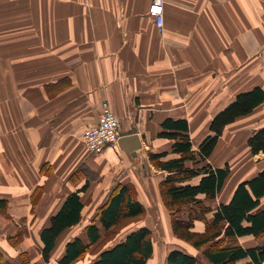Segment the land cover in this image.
Wrapping results in <instances>:
<instances>
[{
  "label": "crops",
  "instance_id": "obj_1",
  "mask_svg": "<svg viewBox=\"0 0 264 264\" xmlns=\"http://www.w3.org/2000/svg\"><path fill=\"white\" fill-rule=\"evenodd\" d=\"M151 3L0 0V199L8 201L0 213V251L13 264H22L21 254L29 251L34 262L47 264L39 236L75 192L83 203L80 221L61 233L48 264H57L75 237L89 244L93 223L103 238L99 211L119 185L135 189L145 213L106 248L147 227L154 244L147 264L163 257L166 264L174 249L198 256L174 235L161 192L175 170L150 159L184 155L162 132L188 135L195 157L185 167L228 166L216 197L198 196L213 209L264 171V153L253 155L248 144L264 128V103L227 125L209 158L199 155L214 117L240 93L264 90V0H164L162 30L148 14ZM104 102L120 121L123 141L91 153L81 134L98 123ZM176 121L188 129L167 125ZM202 177L178 185H197ZM177 216L187 219L188 211ZM194 231L203 233L205 224L196 222ZM238 241L248 248L263 244L264 235Z\"/></svg>",
  "mask_w": 264,
  "mask_h": 264
},
{
  "label": "trees",
  "instance_id": "obj_2",
  "mask_svg": "<svg viewBox=\"0 0 264 264\" xmlns=\"http://www.w3.org/2000/svg\"><path fill=\"white\" fill-rule=\"evenodd\" d=\"M262 103L264 90L255 88L250 92L240 93L233 103L218 113L210 124L212 135L206 137L199 146L201 160L211 156L227 125L233 123L237 117L250 113ZM167 125L178 130L188 129L185 121L169 122ZM161 136L175 139L174 151L184 154L181 158L165 162L159 160L165 154L150 155V159L160 168L170 172L175 170L161 187L165 204L172 211L173 233L177 238L190 243L196 250L206 247L202 257L182 249H174L168 254L166 264H237L245 259L250 260L249 264H264V243L244 248L238 241L241 237L253 236L260 239L264 235V171L250 180L240 182L230 200L213 209L198 199V196L204 194L207 200L214 199L229 173L228 166L225 169H213L209 164L199 169L185 167L186 160L195 157L188 135L184 132H162ZM248 144L253 155L264 153V128L256 131L249 138ZM200 174H203V177L197 185H178ZM186 205H189L187 209H183ZM7 208L8 201L0 199V213ZM82 208L83 203L78 193H72L60 211L52 217L51 225L41 232L39 240L45 263L51 262L56 241L61 233L79 223ZM185 210L188 211L187 219L177 216ZM144 213L145 208L137 201L135 189L130 185H119L113 189L109 200L100 209V223L108 233L120 225H123V228L136 221ZM209 215H212L211 220L207 219ZM198 221L205 224L203 233L194 231ZM119 231H115L114 235L105 241L99 227L91 224L87 228L90 243L86 244L80 237H75L66 244L64 254L56 263L72 264L76 260L83 261L97 249L95 259L87 264H147L154 254L151 230L141 227L128 234L120 243L106 248L108 244H105ZM18 242H14V247ZM92 245L97 246L89 251ZM21 258L23 264H38L33 263L28 252H23ZM0 264H13L3 251H0Z\"/></svg>",
  "mask_w": 264,
  "mask_h": 264
},
{
  "label": "built area",
  "instance_id": "obj_3",
  "mask_svg": "<svg viewBox=\"0 0 264 264\" xmlns=\"http://www.w3.org/2000/svg\"><path fill=\"white\" fill-rule=\"evenodd\" d=\"M164 0H152L148 14L162 30ZM82 142L91 153L101 152L107 146H116L120 140V121L107 102L102 104L99 121L81 134Z\"/></svg>",
  "mask_w": 264,
  "mask_h": 264
},
{
  "label": "rangeland",
  "instance_id": "obj_4",
  "mask_svg": "<svg viewBox=\"0 0 264 264\" xmlns=\"http://www.w3.org/2000/svg\"><path fill=\"white\" fill-rule=\"evenodd\" d=\"M208 220H209V217L207 218ZM125 222H129V220H124ZM133 221V220H132ZM125 225V224H124ZM123 225H120V226H118L114 231H109L108 233H106L105 234V241H107L111 236H113L114 235V232L115 231H119V230H121ZM115 237H118V236H115ZM115 237L114 238H112L110 241H108L105 245H107V244H109V243H111L112 241H114V239H115ZM158 237V239H160L159 241L160 242H162L163 241V239H161L162 238V236H157ZM97 246V245H96ZM96 246H94V248L96 247ZM93 248V249H94ZM206 247H203V248H201V249H197L196 250V253L198 254V256H201L202 257V253H203V251H204V249H205ZM93 249H90L89 251H92ZM30 252V253H29ZM28 253H29V258L33 261V263H36V262H34V260H35V258H34V256H35V253L33 252H31V251H29ZM39 252H40V250H39ZM98 253V251H97V249H95L94 251H92L90 254V256L88 255L83 261L85 262V261H87V259H92L93 257H94V255L95 254H97ZM162 253H158V255H161ZM33 258H34V260H33ZM164 258V257H163ZM163 258H159L160 259V264H164V259ZM9 260V259H8ZM10 261V260H9ZM21 262H22V264H23V260H21ZM40 264H43L42 262H40ZM237 264H249V262L248 261H241L240 263H237Z\"/></svg>",
  "mask_w": 264,
  "mask_h": 264
},
{
  "label": "water",
  "instance_id": "obj_5",
  "mask_svg": "<svg viewBox=\"0 0 264 264\" xmlns=\"http://www.w3.org/2000/svg\"><path fill=\"white\" fill-rule=\"evenodd\" d=\"M123 141V140H122ZM122 141L120 140V144L122 143Z\"/></svg>",
  "mask_w": 264,
  "mask_h": 264
}]
</instances>
